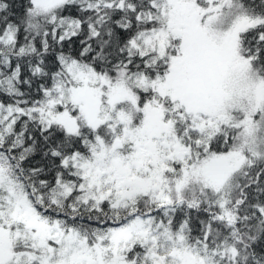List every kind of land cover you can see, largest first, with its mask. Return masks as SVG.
<instances>
[{
  "label": "snow or ice",
  "instance_id": "snow-or-ice-1",
  "mask_svg": "<svg viewBox=\"0 0 264 264\" xmlns=\"http://www.w3.org/2000/svg\"><path fill=\"white\" fill-rule=\"evenodd\" d=\"M0 264H264V0H0Z\"/></svg>",
  "mask_w": 264,
  "mask_h": 264
}]
</instances>
